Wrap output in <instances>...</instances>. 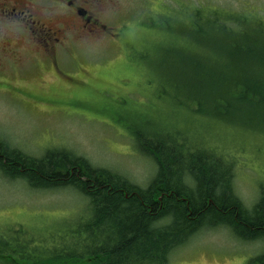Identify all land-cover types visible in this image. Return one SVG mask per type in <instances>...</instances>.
I'll return each mask as SVG.
<instances>
[{"label": "trees", "instance_id": "16d2710c", "mask_svg": "<svg viewBox=\"0 0 264 264\" xmlns=\"http://www.w3.org/2000/svg\"><path fill=\"white\" fill-rule=\"evenodd\" d=\"M188 8L180 29L163 18L147 24L176 39L165 37V65L183 57L180 84L172 73L161 79L184 90L176 88L172 102L263 136L264 16L212 5ZM126 130L138 154L156 168L143 188L67 150L37 158L0 141L3 178L32 190H73L85 206L40 230L0 226V264H169L199 232L218 228L239 241L261 243L262 252L247 264H264V187L248 210L233 186V162L204 143L191 144L184 131L161 120Z\"/></svg>", "mask_w": 264, "mask_h": 264}, {"label": "rangeland", "instance_id": "374dc122", "mask_svg": "<svg viewBox=\"0 0 264 264\" xmlns=\"http://www.w3.org/2000/svg\"><path fill=\"white\" fill-rule=\"evenodd\" d=\"M189 5L264 16V0H119L101 20L108 28L102 37L84 39L78 48L80 69L71 60L64 63L67 74L89 80L88 85L71 86L44 60L25 73H0V141L37 158L67 150L143 188L156 168L138 154L126 128L161 120L184 131L191 144L204 143L233 162L235 192L253 209L264 187V134L195 115L172 102L176 88L184 91L181 86L170 89L161 80L172 73L180 84L183 57H171L165 65V37L176 39L147 24L167 19L172 30L180 29ZM84 207L73 190H32L0 173V226L40 230ZM260 244L239 241L226 228L204 230L174 251L169 264H247L262 252Z\"/></svg>", "mask_w": 264, "mask_h": 264}, {"label": "flooded vegetation", "instance_id": "af4514ba", "mask_svg": "<svg viewBox=\"0 0 264 264\" xmlns=\"http://www.w3.org/2000/svg\"><path fill=\"white\" fill-rule=\"evenodd\" d=\"M118 2L0 0V73H25L36 61L44 60L71 86L88 85L89 80L67 74L64 63L71 60L80 69L78 48L84 39L102 37L108 28L101 20ZM113 36L117 38L119 33Z\"/></svg>", "mask_w": 264, "mask_h": 264}]
</instances>
